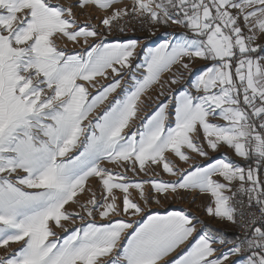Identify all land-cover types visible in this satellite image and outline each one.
<instances>
[{
  "label": "snow or ice",
  "instance_id": "obj_1",
  "mask_svg": "<svg viewBox=\"0 0 264 264\" xmlns=\"http://www.w3.org/2000/svg\"><path fill=\"white\" fill-rule=\"evenodd\" d=\"M0 249L264 264V0H0Z\"/></svg>",
  "mask_w": 264,
  "mask_h": 264
},
{
  "label": "crops",
  "instance_id": "obj_2",
  "mask_svg": "<svg viewBox=\"0 0 264 264\" xmlns=\"http://www.w3.org/2000/svg\"><path fill=\"white\" fill-rule=\"evenodd\" d=\"M162 42V38L159 37H154L151 40L148 41V46L149 47H155L158 43ZM201 65L197 64V68H199ZM222 151H228L227 149H222ZM229 155H232L231 152H228ZM217 157L220 156V153H215L213 154ZM188 199L192 200V197H188ZM196 203L194 204L193 207H191L190 210H192V213H194L195 215L201 217L202 219H204L208 224L212 225L214 228H219L222 230L228 229V231H226L229 235L232 234L233 229H232V225L230 224H221L218 221L212 219V218H208L206 217L204 211H203V207L202 205L204 203H206V198L200 197L199 195H196L195 197ZM192 203V202H191ZM185 208H188L187 206Z\"/></svg>",
  "mask_w": 264,
  "mask_h": 264
},
{
  "label": "rangeland",
  "instance_id": "obj_3",
  "mask_svg": "<svg viewBox=\"0 0 264 264\" xmlns=\"http://www.w3.org/2000/svg\"><path fill=\"white\" fill-rule=\"evenodd\" d=\"M80 19L81 20H83L84 19V17L83 16H81L80 17ZM147 34L145 33L143 36H146ZM165 178L167 179L168 177L167 176H165ZM188 207V208H186V209H188L191 213H192V210H190L191 209V207H193L194 206V204L193 203H191V200L190 199H188V197H186L184 200H177L176 202H174V203H172L171 204V208L169 209V210H171V209H182V208H185V207ZM160 211H161V213L163 214V212L165 211V209L164 208H160L159 209ZM192 214H194V213H192ZM223 231H228L229 232V230L228 229H225V230H223ZM63 235V234H62ZM15 247V246H14ZM0 254H3V250L2 249H0ZM170 259V258H169Z\"/></svg>",
  "mask_w": 264,
  "mask_h": 264
},
{
  "label": "built area",
  "instance_id": "obj_4",
  "mask_svg": "<svg viewBox=\"0 0 264 264\" xmlns=\"http://www.w3.org/2000/svg\"><path fill=\"white\" fill-rule=\"evenodd\" d=\"M145 33H137V35H141L143 36ZM233 232L235 233L236 231H238L234 226H232Z\"/></svg>",
  "mask_w": 264,
  "mask_h": 264
},
{
  "label": "trees",
  "instance_id": "obj_5",
  "mask_svg": "<svg viewBox=\"0 0 264 264\" xmlns=\"http://www.w3.org/2000/svg\"><path fill=\"white\" fill-rule=\"evenodd\" d=\"M234 232H232V234H233Z\"/></svg>",
  "mask_w": 264,
  "mask_h": 264
}]
</instances>
